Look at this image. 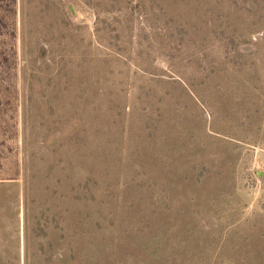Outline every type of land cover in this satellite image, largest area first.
<instances>
[{
    "label": "rangeland",
    "instance_id": "374dc122",
    "mask_svg": "<svg viewBox=\"0 0 264 264\" xmlns=\"http://www.w3.org/2000/svg\"><path fill=\"white\" fill-rule=\"evenodd\" d=\"M0 264H264V0H0Z\"/></svg>",
    "mask_w": 264,
    "mask_h": 264
}]
</instances>
